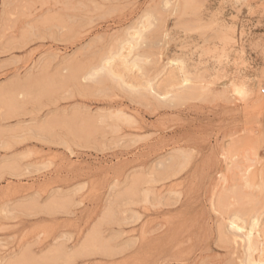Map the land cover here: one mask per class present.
I'll return each mask as SVG.
<instances>
[{
    "label": "rangeland",
    "instance_id": "374dc122",
    "mask_svg": "<svg viewBox=\"0 0 264 264\" xmlns=\"http://www.w3.org/2000/svg\"><path fill=\"white\" fill-rule=\"evenodd\" d=\"M262 89L264 0H0V264H264Z\"/></svg>",
    "mask_w": 264,
    "mask_h": 264
},
{
    "label": "built area",
    "instance_id": "2783aa9c",
    "mask_svg": "<svg viewBox=\"0 0 264 264\" xmlns=\"http://www.w3.org/2000/svg\"><path fill=\"white\" fill-rule=\"evenodd\" d=\"M261 91L264 92V89H262Z\"/></svg>",
    "mask_w": 264,
    "mask_h": 264
},
{
    "label": "crops",
    "instance_id": "0c3cea01",
    "mask_svg": "<svg viewBox=\"0 0 264 264\" xmlns=\"http://www.w3.org/2000/svg\"><path fill=\"white\" fill-rule=\"evenodd\" d=\"M263 126H264V120H263Z\"/></svg>",
    "mask_w": 264,
    "mask_h": 264
},
{
    "label": "bare ground",
    "instance_id": "6f19581e",
    "mask_svg": "<svg viewBox=\"0 0 264 264\" xmlns=\"http://www.w3.org/2000/svg\"><path fill=\"white\" fill-rule=\"evenodd\" d=\"M233 222V221H232Z\"/></svg>",
    "mask_w": 264,
    "mask_h": 264
}]
</instances>
